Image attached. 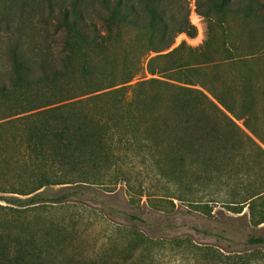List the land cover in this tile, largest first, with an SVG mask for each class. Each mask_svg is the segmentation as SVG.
Returning <instances> with one entry per match:
<instances>
[{"label": "trees", "instance_id": "16d2710c", "mask_svg": "<svg viewBox=\"0 0 264 264\" xmlns=\"http://www.w3.org/2000/svg\"><path fill=\"white\" fill-rule=\"evenodd\" d=\"M195 5L205 23L204 42L200 49L187 48L189 53L206 54L217 37L214 28L228 29L231 15L264 30V0H196ZM190 7V0H0V58H6L0 59V98H15L0 111V192L26 196L20 202L32 206L82 201L87 193L94 194L88 199H95L94 187L105 185L112 158L136 149L131 147L129 132H124L136 117L138 124L165 126L160 137L185 136L183 125L193 127V140L207 126L231 128L235 138L244 142V151L264 157V116L257 103V96L264 94L258 87L264 75L253 66L259 52L247 54L243 61L254 76L247 92L227 91L230 88L215 82L197 89L146 79V71L152 72L150 65L145 67L148 54H158L151 62L186 48L183 42L170 50L179 35L196 30ZM165 51L169 52L162 54ZM108 58H129V67L120 78L110 76L108 71L114 69ZM1 61L6 64L4 71ZM77 66L80 75L75 74ZM95 69L100 73H94ZM70 85L66 92L53 91ZM149 85L154 92L150 99L144 95ZM242 99L249 105H242ZM235 120L243 121V127ZM59 124L64 125L58 132L63 145L49 149L42 143L46 135L40 130ZM104 124L115 127L104 130ZM83 125L91 129L83 130ZM169 125H176L177 130L169 132ZM40 126L38 136L34 129ZM88 142L98 144L92 150L91 164L76 168L66 158H57L59 150ZM207 175L215 176L214 172ZM180 182L184 184L183 178ZM54 186L61 188L50 196L44 194L45 188ZM180 191L177 199L188 211L212 215L216 200H205L199 190ZM248 200L226 206L240 207L233 209L244 216L243 207L248 204L251 216L244 226L251 232L246 245L264 248V217L256 216L253 199L250 204ZM12 201L19 202L17 198ZM195 230L213 235L206 229ZM229 240L232 249L235 242ZM230 252L228 260L247 264L235 250Z\"/></svg>", "mask_w": 264, "mask_h": 264}, {"label": "rangeland", "instance_id": "374dc122", "mask_svg": "<svg viewBox=\"0 0 264 264\" xmlns=\"http://www.w3.org/2000/svg\"><path fill=\"white\" fill-rule=\"evenodd\" d=\"M190 2V21L196 30L191 35H179L170 50L183 42L186 48L151 62L158 54H148L145 67L150 65L152 72L146 71V79L197 89L211 87L209 84L215 82L230 88L227 91H249L254 76L247 72L243 61L247 54L259 52L253 66L260 76L264 75V30L248 19L231 15L228 29L214 28L217 37L206 54L189 53V47L202 48L205 33L204 19L196 12V0ZM108 61L114 69L108 71L110 76L120 78L125 67H129V58ZM5 68L1 61V71ZM76 70L75 74L80 75L79 66ZM94 73L100 70L95 69ZM259 86L264 92V80ZM68 88L71 85L53 91L66 92ZM153 94L149 85L145 98L150 99ZM257 97L258 109L264 116V94ZM14 99L0 98V111ZM245 104L249 105L242 99V105ZM251 106H255V101ZM138 120L139 117L129 120L124 128L134 143L131 147L136 149L124 151L118 159L112 158L105 185L94 187L98 193L95 199H88L94 194L87 193L82 201L32 206L20 202L27 200L26 196L0 192V264H13L12 259L16 260L14 264H234L226 257L233 250L247 264H264V248L246 245L251 231L244 224L250 220L251 208L246 204L242 216L238 209H233L240 207L226 206L250 198L247 203L253 199L256 216L264 217V157L256 151H244V142L235 138L231 128L207 126L193 140V127L183 125L186 134L182 133L180 138L160 137L165 126L138 124ZM235 121L243 127V121ZM175 126H167L168 131L175 132ZM41 127L34 132L46 135L42 143L49 149L63 145L58 132L64 125H45L41 133L37 132ZM82 127L91 129L87 125ZM103 127L111 130L115 126ZM97 145L88 142L64 148L58 151L57 158L64 157L79 168L90 163ZM103 155L104 152L101 159ZM208 172L215 176H208ZM60 188L47 187L44 194L50 196ZM181 188L187 189L188 194L199 190L201 196L206 195L205 200H216L212 215L188 211L187 205L177 199ZM13 198L19 202H13ZM195 227L213 235L199 233ZM230 238L235 242L232 249L228 247L232 244Z\"/></svg>", "mask_w": 264, "mask_h": 264}]
</instances>
